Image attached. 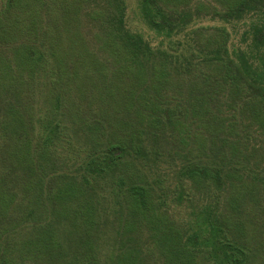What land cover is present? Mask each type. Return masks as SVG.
I'll return each instance as SVG.
<instances>
[{"label": "trees", "instance_id": "16d2710c", "mask_svg": "<svg viewBox=\"0 0 264 264\" xmlns=\"http://www.w3.org/2000/svg\"><path fill=\"white\" fill-rule=\"evenodd\" d=\"M0 264H264V0H0Z\"/></svg>", "mask_w": 264, "mask_h": 264}, {"label": "rangeland", "instance_id": "374dc122", "mask_svg": "<svg viewBox=\"0 0 264 264\" xmlns=\"http://www.w3.org/2000/svg\"><path fill=\"white\" fill-rule=\"evenodd\" d=\"M239 36L237 35L235 41H237ZM2 153L7 156L10 154L12 158V148L3 147ZM65 203L66 200L56 198L51 205H46L43 213L47 215L48 224L50 225L47 226V224L45 227L32 228L27 236L35 245L46 248L47 252L51 254V260L56 262L61 260L66 262L67 260L55 257L53 255L55 251H59L62 248L66 254L70 255L69 257H74L72 253L75 251L74 248L77 246V243H79L77 239L80 236H84V233L77 226V216L72 213V209L69 206L65 207ZM170 209L177 218L187 217L186 214H182L174 206H171ZM99 243L104 244L101 241ZM40 260L42 262L45 261V255Z\"/></svg>", "mask_w": 264, "mask_h": 264}]
</instances>
